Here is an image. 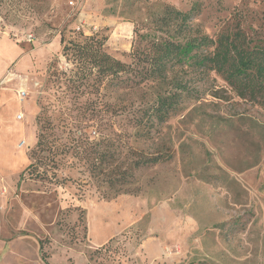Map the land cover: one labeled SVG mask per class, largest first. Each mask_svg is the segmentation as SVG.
I'll list each match as a JSON object with an SVG mask.
<instances>
[{"label": "rangeland", "instance_id": "rangeland-1", "mask_svg": "<svg viewBox=\"0 0 264 264\" xmlns=\"http://www.w3.org/2000/svg\"><path fill=\"white\" fill-rule=\"evenodd\" d=\"M195 3L193 36L239 24L248 39L264 42V0H0V264H264V108L237 97L213 71L184 70L175 77L187 89L178 112L153 142H135L134 156L121 143L133 130L117 110L131 111L145 94L105 97L113 114L93 121L65 109L93 97L65 92L72 65L60 32L105 36L106 51L128 62L135 24L163 5L185 11ZM55 69L67 76L55 81ZM41 113L58 134L76 115L89 140L114 139L113 166L158 152L171 159L134 170L117 195L101 179L84 182L82 163L59 170L71 178L59 186L20 176ZM100 123L102 134L92 128Z\"/></svg>", "mask_w": 264, "mask_h": 264}, {"label": "trees", "instance_id": "trees-1", "mask_svg": "<svg viewBox=\"0 0 264 264\" xmlns=\"http://www.w3.org/2000/svg\"><path fill=\"white\" fill-rule=\"evenodd\" d=\"M197 6L195 3L183 11L163 5L150 12L147 21L135 24L128 62L106 51L105 36L78 33L76 38L66 39L60 32V52L72 67L68 76L56 69L50 76L55 81L67 76L65 92H72L77 99L93 97L83 104L73 103L72 108H65L67 112L76 111L80 118L93 121L101 112L113 114L105 97L133 90L142 92L147 98L144 95L131 111L120 107L117 110L126 113L124 125L133 130L132 134H124L121 143L126 154L134 156L135 142H153L154 134L178 112L187 89L183 80L175 77L184 70L213 71L237 97L264 108V42L248 39L239 24L232 29L225 27L214 36L202 33L193 36L189 23L198 13ZM72 117V127L61 126L65 135L58 134L59 125L50 117L41 113L36 118V144L30 152V163L20 176L28 174L34 180L59 186L71 178H59L58 171H73L82 163L83 168L77 172L86 176L84 182L101 179L117 195L132 185L134 170L151 168L171 159L169 153L158 152L138 155L114 167L117 147L114 139L103 136V124L92 126L102 135L97 140H89V126L81 124L76 115ZM112 174L115 176L111 177ZM103 247L94 250L90 260H95L94 254Z\"/></svg>", "mask_w": 264, "mask_h": 264}, {"label": "built area", "instance_id": "built-area-1", "mask_svg": "<svg viewBox=\"0 0 264 264\" xmlns=\"http://www.w3.org/2000/svg\"><path fill=\"white\" fill-rule=\"evenodd\" d=\"M25 93H26V92H25V91H23V90H22V91H20V92L18 93V97H19V99H20V100H22V99H23V97L25 96Z\"/></svg>", "mask_w": 264, "mask_h": 264}, {"label": "crops", "instance_id": "crops-1", "mask_svg": "<svg viewBox=\"0 0 264 264\" xmlns=\"http://www.w3.org/2000/svg\"><path fill=\"white\" fill-rule=\"evenodd\" d=\"M0 45H2V43H0ZM2 46H3V48L6 49V47H5L6 45H5V44H3ZM9 49H10V50H14V52H15V48H9ZM15 53H16V52H15Z\"/></svg>", "mask_w": 264, "mask_h": 264}]
</instances>
